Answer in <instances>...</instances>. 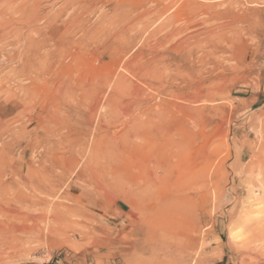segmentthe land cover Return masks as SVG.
<instances>
[{
	"label": "rangeland",
	"instance_id": "obj_1",
	"mask_svg": "<svg viewBox=\"0 0 264 264\" xmlns=\"http://www.w3.org/2000/svg\"><path fill=\"white\" fill-rule=\"evenodd\" d=\"M41 4L0 33V264H264V0Z\"/></svg>",
	"mask_w": 264,
	"mask_h": 264
},
{
	"label": "bare ground",
	"instance_id": "obj_2",
	"mask_svg": "<svg viewBox=\"0 0 264 264\" xmlns=\"http://www.w3.org/2000/svg\"><path fill=\"white\" fill-rule=\"evenodd\" d=\"M42 1L43 0H37L35 4L31 5L29 4V0H0V33H5L12 29L11 22L14 14L16 15V12H21L19 15L20 17H24L25 19L27 18L30 21H33L34 18L38 17V15L40 14L39 10L42 9ZM25 22L26 20L22 21V24H25Z\"/></svg>",
	"mask_w": 264,
	"mask_h": 264
}]
</instances>
